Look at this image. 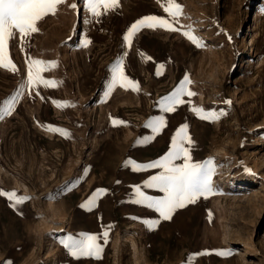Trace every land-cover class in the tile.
Masks as SVG:
<instances>
[{"label": "rangeland", "instance_id": "374dc122", "mask_svg": "<svg viewBox=\"0 0 264 264\" xmlns=\"http://www.w3.org/2000/svg\"><path fill=\"white\" fill-rule=\"evenodd\" d=\"M175 2L173 20L167 0H119L100 17L85 0H64L38 32L8 42L16 71L0 67V190L29 199L12 207L0 196V264H264V0ZM149 15L177 30L141 28L127 46V29ZM189 29L200 47L182 34ZM31 60L56 63L40 72L54 87L28 85ZM118 60L138 90L108 91ZM185 76L196 95L165 112ZM194 107L224 114L202 120ZM161 117L157 135L147 125ZM184 124L192 162H212L213 192L163 220L133 203L137 186L164 196L144 187L163 170L126 161L163 157ZM97 189L106 191L96 206L81 207ZM87 235L99 256L71 255L66 243Z\"/></svg>", "mask_w": 264, "mask_h": 264}, {"label": "snow or ice", "instance_id": "6c2138e0", "mask_svg": "<svg viewBox=\"0 0 264 264\" xmlns=\"http://www.w3.org/2000/svg\"><path fill=\"white\" fill-rule=\"evenodd\" d=\"M64 0H0V67L9 68L12 71H16L15 64L12 63L10 57L5 55L8 42L14 38L15 33L18 32L23 38L32 33L38 32L37 22L45 18L49 14H54L57 5H60ZM159 2V0H158ZM168 6L164 7V12L171 15L173 20L179 15L181 11V5L175 2V0H167ZM104 5L105 12L108 11V6L116 7L119 5V0H85V7L87 10L96 17H100L102 13L98 11V8ZM72 8H76V4L70 5ZM163 28L169 31H176L172 23L163 17L156 15L145 16L136 20L125 33L123 40L124 43L131 47L132 38L137 31L141 28ZM190 42L197 47H200V41L194 36L189 29L182 33ZM230 39V37H229ZM88 41L84 42V46H87ZM23 50V49H22ZM31 59V58H30ZM28 79L29 86H35L37 84H43L45 87H54L55 82L45 79L40 75V72L44 71L47 67H55L54 61H41L31 60L28 63ZM33 66H39L36 72H33ZM190 83L187 76L181 81V86L171 94L169 97H165L167 101L163 110L165 112L176 111V106L186 103V101L180 99L181 95H187L188 97L195 96L196 93L183 87V85ZM117 85L125 88L131 86L132 90H138L134 81L128 79L124 75L123 61L118 60L116 66L112 69V79L108 86V91L111 92ZM190 102V101H188ZM57 103L58 106H63ZM230 103V101H225ZM11 109H6L3 114H10ZM199 119L213 121L218 119L220 115L224 113H216L212 111L205 112L204 109L194 107L192 108ZM116 123H124L123 121H113ZM148 127L152 128L154 134H159L165 127V121L163 117L158 120L149 121ZM51 128V126H49ZM188 125H182L172 137V144L166 155L153 161L147 165L138 164L134 161H126V165H130L134 171H141L145 168H159L163 171L158 175H153L149 180L145 181L144 187L156 188L164 193V196L159 199H154L145 195L141 188L137 186L135 188L136 199L133 201L135 204L144 205L148 208L154 209L163 220H171L173 213L186 206L188 203H195L199 197H207V194L213 192L211 180L213 175L212 162L205 161L203 163H193L190 156V149L186 148L185 143L191 145L193 143L191 137L187 133ZM54 131H60L58 129H51ZM66 135V133H65ZM154 138V137H153ZM151 139V138H150ZM183 158L182 164H174L175 160ZM250 171V170H246ZM105 189H97L81 207H87L89 209L96 206V199L98 196L105 193ZM0 196H5L10 201V206L15 207L18 204L24 203L28 197H20L15 192H6L0 190ZM159 220L152 221L149 227L154 229ZM108 233L105 231L103 237L105 243H107ZM71 250V255L75 257H98L102 251V246L97 243V236L87 235L82 240H70L65 245ZM217 255H228L227 252H217Z\"/></svg>", "mask_w": 264, "mask_h": 264}, {"label": "bare ground", "instance_id": "6f19581e", "mask_svg": "<svg viewBox=\"0 0 264 264\" xmlns=\"http://www.w3.org/2000/svg\"><path fill=\"white\" fill-rule=\"evenodd\" d=\"M256 18H257V11H256Z\"/></svg>", "mask_w": 264, "mask_h": 264}]
</instances>
